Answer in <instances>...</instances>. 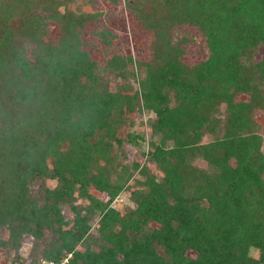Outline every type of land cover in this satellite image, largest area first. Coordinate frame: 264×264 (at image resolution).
<instances>
[{
  "label": "trees",
  "instance_id": "obj_1",
  "mask_svg": "<svg viewBox=\"0 0 264 264\" xmlns=\"http://www.w3.org/2000/svg\"><path fill=\"white\" fill-rule=\"evenodd\" d=\"M77 1L92 2L0 0V229L7 242L17 249L24 235L51 230L58 244L45 258L59 263L70 255L67 264H264V152L253 117L264 111V57L252 59L264 50V0H124L127 21L146 33L155 60L134 93L96 88L86 47L109 48L116 34L89 28L99 15L69 9ZM48 22L57 27L54 42L42 40ZM174 27L202 34L207 58L184 63L188 41L173 42ZM122 61L113 55L105 68L124 75ZM216 102L226 107V129L204 143L208 118L199 107ZM140 107L156 119L149 156L162 177L139 183L134 207L120 214L111 202L132 174L118 162L117 133ZM35 181L40 200L30 193ZM75 192L88 202L81 210ZM63 206L73 213L66 230Z\"/></svg>",
  "mask_w": 264,
  "mask_h": 264
},
{
  "label": "rangeland",
  "instance_id": "obj_2",
  "mask_svg": "<svg viewBox=\"0 0 264 264\" xmlns=\"http://www.w3.org/2000/svg\"><path fill=\"white\" fill-rule=\"evenodd\" d=\"M125 1L119 0L117 3H111L104 0H92L91 4H79V1L74 5H70L69 9L85 13H97L99 15L96 22L89 25V28L108 27L111 29L115 37L108 38L111 40L109 48L102 44L95 43L86 50L90 54L91 59L96 63L94 68L96 75V88L100 90H109L112 93L127 91L134 93L140 91L138 87L139 81L145 71V64H155L154 56L150 49H147V38L142 35L146 34L139 26H131L127 21L128 13L125 11ZM63 8H60L62 12ZM47 32L42 37V40L54 42L57 38V27L51 22L47 23ZM144 33V34H142ZM148 35V34H147ZM170 39L176 42L180 38H186L187 44L185 48V57L183 62L187 65L198 63L208 56L205 37L202 34L194 33L186 28L174 27L170 31ZM150 42V40H149ZM113 55H118L123 60L121 66L122 73L116 72L114 69L105 68L107 60ZM264 57V50L259 49L252 55L253 61ZM244 98V97H241ZM199 111L202 116L208 118V124L205 125L204 131L201 134L202 142H211L215 138L223 136L226 129V107L222 102L211 104H201ZM253 117L258 124L260 137L263 142L264 152V111L257 110ZM113 119V118H112ZM111 119V120H112ZM125 120L121 122V128L117 135L122 139V151H114L118 153V162L130 167L132 176L127 187L111 202V207L117 210L120 214L126 213L134 207L131 202L132 192L139 187V183L143 182L147 177H155L160 179L162 173L157 167L155 161L150 159L149 153L152 151L151 141V125L155 122V116L152 112L140 107L131 114L125 115ZM135 137L133 142L131 137ZM65 145H63V148ZM62 148V149H63ZM138 165L137 170H133L131 166ZM140 171L142 174H140ZM139 181V182H138ZM138 182V183H137ZM42 182H34L30 186V193L35 195L38 200L42 198V194L38 192ZM43 186L53 188L54 181L45 180ZM92 195L99 197L102 201H106L107 197L104 194H98L94 190L90 191ZM76 200L73 205L77 209H82L88 202L82 198H78L75 192ZM83 214V212H82ZM62 217L65 221V226L62 230L71 227L73 213L67 206L62 207ZM97 219L92 218L90 221L89 236L97 235ZM9 232L2 228L0 229V264H41L42 262H50L46 259L45 253L53 250L58 244L57 234L51 230H44L40 238H35L32 235H24L19 242L18 248H13L9 242ZM3 242V244L1 243ZM79 245L77 249H81ZM97 246H92L93 250H97ZM160 255L163 254L162 249H157ZM251 256L258 258V251H251Z\"/></svg>",
  "mask_w": 264,
  "mask_h": 264
},
{
  "label": "built area",
  "instance_id": "obj_3",
  "mask_svg": "<svg viewBox=\"0 0 264 264\" xmlns=\"http://www.w3.org/2000/svg\"><path fill=\"white\" fill-rule=\"evenodd\" d=\"M69 258H70V255H68L64 260H62V261L59 262V263H56V262H52V261H50V262H48V263H46V262H42L41 264H67Z\"/></svg>",
  "mask_w": 264,
  "mask_h": 264
}]
</instances>
